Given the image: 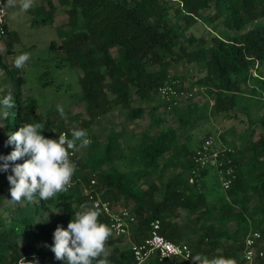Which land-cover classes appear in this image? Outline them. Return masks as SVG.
Returning a JSON list of instances; mask_svg holds the SVG:
<instances>
[{"label": "trees", "instance_id": "16d2710c", "mask_svg": "<svg viewBox=\"0 0 264 264\" xmlns=\"http://www.w3.org/2000/svg\"><path fill=\"white\" fill-rule=\"evenodd\" d=\"M58 3L67 6V28L57 29L60 41L52 40L50 46L64 53L65 62L81 70L78 100L84 103L88 116L84 126L116 106L129 109L131 119L140 117L142 109L130 107L132 93L140 101L153 99L159 87L179 80L170 75L169 67L171 61L181 59L187 64L202 65L190 87L198 85L204 89L213 103L198 107L185 102L168 110L162 102L166 111L177 113L178 127H192L198 119L218 113L229 117L237 105L249 108L252 103L245 101L249 96L243 95L249 86L260 94L256 103L264 98V0H58ZM173 3L175 20L169 23L172 8L169 5ZM210 6L213 13L203 15ZM37 10L43 15L41 23H52L55 6L51 0H46ZM199 20L208 24L206 36L186 35L187 29ZM217 20L225 28L220 33L215 31ZM248 24L252 25L239 32ZM5 29L6 35L9 34L7 25ZM257 62L263 68L260 75L253 74ZM0 68L12 81L11 71L1 59ZM18 82L22 83L20 76ZM10 94L14 107L7 110V119L1 118L11 133L24 123H41L42 134L47 138L57 139L62 131L71 138V129L54 125L48 115L38 111L34 96H23L17 90ZM149 118V127L143 132L135 153L137 165L132 170L120 171L113 166L107 172L98 170L110 162L113 149L119 148L117 136L111 135L93 159L82 163L75 153L77 171L66 192L48 201L35 196L33 204L16 209L9 223L0 217V264H18L25 256L37 264H52L55 230L58 226L67 229L74 210H80L81 204L92 205L90 195L127 208L136 218L129 226L128 245L117 244L119 237L109 238L108 264H133L131 243L147 237L149 223L155 218L160 220L161 233L167 239L181 241L176 219L179 209L193 216L196 236L193 243L187 242L193 256L210 258L220 249L217 257L245 264L241 259L238 261L237 254L242 251L246 234L259 231L264 245V113L257 118L261 130L255 139L250 124V131L239 145L229 142L223 133L207 132L203 136L217 135L223 145L233 150L230 157L236 174L230 187L223 189V195L210 206L201 186V179L209 171L189 181L191 155L203 138L192 145L190 137L178 133L179 128H173L163 115L151 111ZM54 126L53 132H49ZM3 142L4 133L0 130V146ZM12 146L14 149L15 145ZM0 162L5 163L3 159ZM23 162L24 159L8 163L15 166ZM13 174L7 170L6 179ZM137 177L143 178L145 187L137 185ZM5 195L9 194L0 184V198ZM54 206L62 209V213H54L52 223L36 220L46 212L53 214ZM99 221L108 225L109 217L101 211ZM258 264H264V258Z\"/></svg>", "mask_w": 264, "mask_h": 264}, {"label": "rangeland", "instance_id": "374dc122", "mask_svg": "<svg viewBox=\"0 0 264 264\" xmlns=\"http://www.w3.org/2000/svg\"><path fill=\"white\" fill-rule=\"evenodd\" d=\"M6 0H4V4ZM170 12L168 15L169 23L174 22L175 16L172 11L176 7L173 3L169 5ZM56 7L58 9L56 13V22L53 23H41L42 13L37 10V6L34 5L27 13H19L16 9H10L5 7L6 16L5 22L9 30V34L0 38V59L2 63L6 64L13 75L12 81H9L7 73L0 68V99L7 96L10 91L17 90L23 94V96H34L38 102V111L43 115H48L56 124L63 125L67 129L73 127L82 128L86 131L91 143L89 146L81 148L76 151V155L80 158L82 163L89 159H93L99 155V151L102 145L108 140L111 135H116L118 139L119 148L113 149L112 157L109 163H106L98 168L101 172H107L111 166L120 171L132 170L137 165V158L135 157L136 150L143 139V132L149 127V114L153 111L154 114H161L167 123L173 128H179L178 133L187 135L190 137V143L201 140L207 132L220 133L234 145H239L241 139L246 136L249 130V124L254 130L253 138H257L260 125L256 122L257 118L264 113V98L261 97V101L257 103L255 100L259 98L260 94L257 91H252L253 87L249 86L243 91V95L249 96L247 98L249 108H240L239 105L233 108L230 116L218 113L217 115H210L207 118L198 119L194 126L188 127L184 125L178 127L179 121L177 113L172 111H166L161 100L154 95L153 99L149 101H140L136 98V95L132 93L133 101L130 107H140L142 114L140 117L131 119L128 115L129 109L119 106L113 107V109L96 119L94 123L89 126L83 125V121H88V116L85 111V106L82 101L78 100L80 94V85L78 82V76L81 74V70L78 67L71 66L64 60V53L57 48H52L50 43L55 40L59 43L60 37L58 35V28H67L66 21L67 15L63 5L56 0ZM13 12H17L15 19H10ZM207 13H213V7L210 6L203 12V15ZM181 24L184 23L181 21ZM217 33L224 30L221 20L215 22ZM252 24H248L241 31L246 30ZM208 24L199 20L196 24L191 25L186 32V35L192 33L195 37L205 35L208 30ZM186 43L185 37L182 38ZM10 43V44H9ZM189 48L192 46L188 45ZM28 52L31 54L30 61L25 65L23 69H16L12 62L15 56ZM115 54V51L112 52ZM202 65L187 64L183 59L177 62L171 61L169 67L170 75L177 77L182 85V88H188L190 82L198 75V67ZM263 68L257 63L254 65V72L257 75L261 74ZM193 75V76H192ZM18 76L22 78V83L18 82ZM195 87L194 96L188 101L191 104H197L198 107L211 106L213 100L205 92L204 89L198 85ZM189 103V104H190ZM186 103L180 104V106ZM62 106L64 109V117H61L57 106ZM182 107V109H184ZM232 116V117H231ZM2 115H0V130L4 133V142L0 146V157L10 155L14 150L12 144H8L9 134L11 131L5 128L2 122ZM54 127L49 128V132H53ZM147 138V137H146ZM3 164L0 162V166ZM14 165H10L9 172H12ZM5 172L0 168V184L3 185L4 190L9 195L2 196L0 199V217L3 218L5 223H9L10 219L16 213L17 208H25V205L33 204L22 200L19 203L11 201L10 194V182L6 179ZM136 183L139 187H145L143 178L137 177ZM201 186L206 195L207 205L210 206L220 195H223L224 190L220 185L219 178L215 175L214 171L209 173L201 179ZM132 202L129 201V204ZM114 208L116 204H112ZM53 214L48 212L43 216H37L36 220H47L52 223L56 214L62 213V209L59 207H52ZM55 213V215H54ZM193 216H188L182 209L178 210V227L180 231V240L188 243H193V239L196 236L195 223L192 220ZM198 225V223H197ZM22 238L19 239L20 245H22ZM227 242V241H226ZM130 243L129 234L119 237L117 244L128 245ZM107 251L110 246H106ZM220 249H217L215 254L210 257H217ZM237 259L240 261L241 252H238ZM53 260V261H52ZM52 264H66L64 260H57L52 258ZM46 259V263H47ZM18 264H37L32 260L30 256H25L20 259Z\"/></svg>", "mask_w": 264, "mask_h": 264}, {"label": "clouds", "instance_id": "9594fccd", "mask_svg": "<svg viewBox=\"0 0 264 264\" xmlns=\"http://www.w3.org/2000/svg\"><path fill=\"white\" fill-rule=\"evenodd\" d=\"M34 4L35 0H6L4 6L27 13ZM16 15L17 12H13L10 19H15ZM30 59V53L22 52L15 56L12 64L16 69H23ZM13 107L10 93L0 99V115L4 119L9 116L7 110ZM57 110L64 117L63 107L58 105ZM43 129L41 123H24L18 131L9 134L7 143L15 145V148L10 155L0 157L5 161L0 168L7 171L8 162L24 159L23 163L15 164L12 168L14 174L8 176L11 201L14 203L22 200L32 202L37 195L41 200L48 201L66 192L77 171L71 155L91 143L82 128L73 127L71 138L68 133H61L58 139L47 138L42 134ZM74 213L67 229L58 226L54 232L51 250L55 258L66 261V264H108L106 244L113 229L99 221L100 205L81 204L80 210H74ZM190 259L192 264H235L234 260L223 256L209 259L197 254Z\"/></svg>", "mask_w": 264, "mask_h": 264}, {"label": "built area", "instance_id": "2783aa9c", "mask_svg": "<svg viewBox=\"0 0 264 264\" xmlns=\"http://www.w3.org/2000/svg\"><path fill=\"white\" fill-rule=\"evenodd\" d=\"M4 0H0V38L6 35V9ZM253 74L257 75L254 70ZM195 86L183 89L179 80H172L165 83L157 90V97L169 110L174 105L188 102L195 94ZM61 133H66L62 131ZM60 133V134H61ZM58 139V138H57ZM233 150L221 142L217 135H208L203 138L198 147L191 155V170L189 181L193 182L203 171H214L220 180L223 189L230 187L235 179V167L230 154ZM75 152L71 155L74 160ZM72 184V183H71ZM95 184V179L90 180ZM84 192L88 193L87 189ZM93 203L100 205L101 211L109 217L108 226L113 229V237H121L129 233V226L136 222V218L130 214L127 208L114 206L102 198H93ZM241 260L245 264H258L264 258V245L261 233L257 230L249 231L243 239ZM133 264H150L153 261L165 264H192L193 250L186 241L173 242L161 233V222L159 219H152L149 223L147 237L138 242L131 243ZM213 257H210L211 259Z\"/></svg>", "mask_w": 264, "mask_h": 264}, {"label": "crops", "instance_id": "0c3cea01", "mask_svg": "<svg viewBox=\"0 0 264 264\" xmlns=\"http://www.w3.org/2000/svg\"><path fill=\"white\" fill-rule=\"evenodd\" d=\"M45 1L46 0H35V4L34 5H36L37 7H39V6H41V5H43L44 3H45ZM52 2H53V4H54V6H55V10H54V13H53V21H52V23L53 24H55V22H56V13H57V11H58V9H57V7H56V0H51ZM64 7H66L67 8V6H64ZM65 8V9H66Z\"/></svg>", "mask_w": 264, "mask_h": 264}]
</instances>
